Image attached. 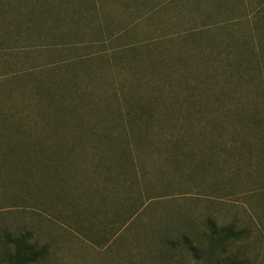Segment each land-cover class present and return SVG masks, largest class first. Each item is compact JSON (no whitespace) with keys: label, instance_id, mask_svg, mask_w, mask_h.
Listing matches in <instances>:
<instances>
[{"label":"rangeland","instance_id":"1","mask_svg":"<svg viewBox=\"0 0 264 264\" xmlns=\"http://www.w3.org/2000/svg\"><path fill=\"white\" fill-rule=\"evenodd\" d=\"M85 10L0 54L39 65L0 68V264L22 236L34 264H216L206 236L227 225L244 235L219 262L264 264V0ZM129 94L154 105L134 132Z\"/></svg>","mask_w":264,"mask_h":264},{"label":"crops","instance_id":"2","mask_svg":"<svg viewBox=\"0 0 264 264\" xmlns=\"http://www.w3.org/2000/svg\"><path fill=\"white\" fill-rule=\"evenodd\" d=\"M82 7H86L87 9L84 13L91 11V14H96L97 17L92 19V21L94 20L98 23L99 0H0V54L5 55V53H7L10 55H16L17 53H20L23 49L22 47L25 29L27 32H29L28 34H30L32 33L30 31H37L39 28L36 25H31V23L45 20V16H48L46 19L50 20L51 18L60 17L61 15H79L81 13L80 10ZM63 20L66 21L67 19L64 17ZM95 29H97L99 32V27H95ZM109 36L111 35L109 34ZM65 62L74 63L81 61H59V63ZM12 67L32 69L38 68L39 65L18 66L17 63L13 61L7 62L4 61V57L0 58V68Z\"/></svg>","mask_w":264,"mask_h":264},{"label":"trees","instance_id":"3","mask_svg":"<svg viewBox=\"0 0 264 264\" xmlns=\"http://www.w3.org/2000/svg\"><path fill=\"white\" fill-rule=\"evenodd\" d=\"M246 38L239 41L238 44H242L247 47ZM138 41H129L128 44H122V47L133 46ZM133 48V47H132ZM131 48V49H132ZM243 53V54H242ZM245 52H240L239 54H233V56H229L226 59L227 65L231 66L232 68H238L241 61H252L251 58H246ZM255 61V60H254ZM57 69V68H53ZM130 93V92H129ZM127 104V111L125 113V119L127 120L130 129L136 131L140 125H147L153 115V103L152 101L147 104H141L140 100L135 99L131 94L128 95L126 100ZM69 105L63 108H67L69 110ZM71 108V107H70ZM0 114H3L0 112ZM5 119L6 116L3 115ZM13 126V124H12ZM8 148L5 151L8 152ZM34 152V151H33ZM3 155H5L3 153ZM7 155V153H6ZM24 157L32 159L35 157V153L30 154L28 151L24 153ZM244 235V231L241 229H236L233 225H227L222 227H214L210 228L209 232L206 236L208 239V244L210 248V256L215 254V262L216 264H226V260L223 259L222 262H219V255L224 253L226 245L235 242L236 240L240 239ZM185 238L184 235H182ZM180 238V236H178ZM12 243V251L9 252V255L5 257L6 264H34L38 260H40L43 255L44 251L42 249L36 250L33 248V245L28 242L24 236L15 238L11 241Z\"/></svg>","mask_w":264,"mask_h":264}]
</instances>
